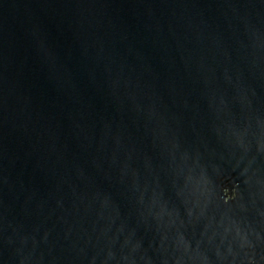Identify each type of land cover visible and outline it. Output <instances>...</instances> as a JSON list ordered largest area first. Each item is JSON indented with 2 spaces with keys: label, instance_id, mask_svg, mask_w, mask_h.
<instances>
[{
  "label": "water",
  "instance_id": "water-1",
  "mask_svg": "<svg viewBox=\"0 0 264 264\" xmlns=\"http://www.w3.org/2000/svg\"><path fill=\"white\" fill-rule=\"evenodd\" d=\"M0 264H264V0H0Z\"/></svg>",
  "mask_w": 264,
  "mask_h": 264
}]
</instances>
